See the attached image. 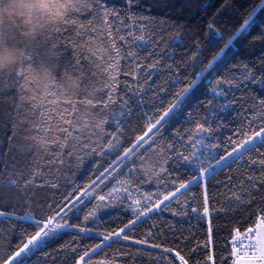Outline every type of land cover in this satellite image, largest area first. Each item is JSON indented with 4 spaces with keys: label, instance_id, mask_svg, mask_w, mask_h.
<instances>
[{
    "label": "trees",
    "instance_id": "1",
    "mask_svg": "<svg viewBox=\"0 0 264 264\" xmlns=\"http://www.w3.org/2000/svg\"><path fill=\"white\" fill-rule=\"evenodd\" d=\"M262 2L264 0H138L135 4H128L126 0H105L103 7L109 11L115 10L120 15L122 31H132L134 35L139 31L145 33L150 47L136 50L141 57L139 62L145 65L158 62L162 65L158 69H150L153 74L147 77L136 76L133 79V75H125L123 72L118 77V99L109 108L118 112L119 97L123 96L124 99H129L135 112L119 137L124 144H129L134 136L143 132L145 114L158 117L174 102L177 93H182L189 85H194L189 96L176 116L165 125L161 136L156 138L161 146L173 145L171 153L164 149L165 156L172 155L176 159V152L190 157L195 152L204 160L208 156L219 154L225 146L230 147L228 138L234 133L243 134L250 127L257 130L264 127V120H261L264 106L259 105V101L264 99ZM73 15L86 28L80 29L75 24L61 25L60 31L52 32L47 39L44 36L40 40L38 62L45 68L50 65L54 67L52 75L58 80L65 74V70L75 79L81 75L78 70L82 69L83 78L88 81L90 68L93 74L96 72L92 65V60L96 59L93 53L100 52L96 33L91 30L92 24L97 21L91 12H77ZM250 15L253 16L254 23L250 22V27L225 47ZM114 19L109 17L115 37V29L121 28V24L113 23ZM81 32L84 34L80 35ZM117 47H121L123 51L124 41H117ZM86 57H91V60ZM213 60L216 63L208 68ZM126 62L124 59L119 61L121 66ZM133 67L135 65L129 64L130 69ZM139 71L144 72L145 69L140 68ZM246 71L256 79L247 80L244 77ZM90 82L95 83V80ZM138 83L144 86L145 92L144 103L139 107L133 95ZM42 85V79L38 75L33 76L30 84L25 83L24 89L18 84L14 71L11 75H0V211L8 217H0V264L22 243V235L36 231L32 221L16 217H26L29 213L40 218L52 215L62 205L65 197L75 195L74 189L78 185L87 184L108 163L106 156L90 154L84 157L82 164L77 165L75 160L67 156V148L64 149L62 165L48 164L46 161L51 156L47 154L34 156V149L29 146L30 140L25 131L32 122L33 113L27 102H22L20 98L23 95L39 100ZM129 88L132 91H128ZM214 89L223 94H214ZM100 107L102 105L95 111ZM100 115L108 119L104 128L111 132V117L107 112H101ZM201 124L213 130L211 137L204 140L203 145L195 144L199 137L188 135L189 132L195 135L196 127ZM108 138L104 136L105 140ZM208 144L218 147H204ZM148 157L151 161L158 159L155 153H149ZM252 159L259 161L260 153L254 151L244 161L233 164L230 169L216 171L219 175L215 180L209 177L206 193L208 217H203L202 212L204 188L193 185L192 191L181 203H187L189 209L196 207L198 213L187 211L186 214L173 215L172 211L158 212L153 218H142L137 222L130 235L135 239H147L150 243L162 245L159 249L117 240L116 237L105 241L103 234L118 231L133 218L130 210L125 211L133 201L130 198L113 200L111 206L97 210L96 218H89L85 223L84 214L90 208H96V201L89 198L82 204L78 202L79 207L65 219L70 225L91 228V233L79 232L75 228L61 231L46 242L43 250H36L31 264H74L85 251L91 253L86 261L90 259L95 264H168L169 260L171 264H181L175 252L165 253L163 247L180 251L188 264H204L206 253L213 256L215 264H221V257L224 258L223 264H233L235 258L231 249L237 231L245 233L255 228L261 221V216H264V174L261 172L264 166L259 163L251 164ZM93 161L99 167L93 166ZM137 163L140 164L139 161ZM242 164L245 166L241 167ZM34 165L39 169L34 179L35 186L5 187L12 180L18 183L27 180L35 170ZM57 167L62 170L49 171L50 168ZM90 167L91 171L88 172ZM167 167L173 177L178 176L182 181L192 177L196 171L188 165H174L171 160ZM120 171L123 172L124 169ZM119 175L120 172L115 173L110 180L95 189L97 193L106 196V200L100 203H108L109 186H115V176ZM249 175L257 185L256 190L249 191ZM161 176L166 174L162 173ZM124 178L129 179L132 185L129 191L132 196L141 199V205L144 203L142 194L163 191L169 186L166 181L158 184L159 177L150 176L139 169L135 174L126 173ZM48 181H55L58 186L49 187ZM117 195L127 197L123 190ZM236 196H241L244 200H236ZM172 209L178 213L182 211L180 205L174 204ZM97 244L102 247L92 252Z\"/></svg>",
    "mask_w": 264,
    "mask_h": 264
},
{
    "label": "snow or ice",
    "instance_id": "2",
    "mask_svg": "<svg viewBox=\"0 0 264 264\" xmlns=\"http://www.w3.org/2000/svg\"><path fill=\"white\" fill-rule=\"evenodd\" d=\"M105 0H73L71 5H65L60 3L55 11L49 10V14L52 18L58 19L59 22L55 23L45 33V38L51 35L54 31H60L61 25L75 24L78 28L84 29L86 25L80 24L73 15L77 12H91L93 18L97 21L96 24H92L91 30L96 33V42L100 48L99 54L93 53L96 56L95 60H92V65L95 66L96 72L93 74L91 68L89 72V79L85 81L83 78V70L79 69L81 73L75 79L73 76L65 74L58 80L52 75L55 70L51 65L49 68H45L38 62L40 55L39 47L41 41L37 43L32 51L30 60L14 70L17 77V82L21 89H24L25 83L30 84L33 76H40L43 83L42 95L39 100L36 97H25L21 95V101L27 102L28 108L32 111V122L28 125L25 131L28 133V139L30 140V147L34 149V156L40 157L45 154L50 155L51 158L46 161L50 165H62L64 163L65 152L67 148V156L75 160L77 165L82 164L84 157L90 154H96L98 156H106L108 163L107 166L101 168L99 172L91 178L85 185H78L75 189V195L65 197L64 202L59 209L52 215L47 217H36L34 214L29 213L26 217H16L17 219H24L32 221V226L36 229L32 234L22 235V243L12 253V255L4 260L2 264H31V258L37 249L43 250L46 246V242L54 235L69 228H75L79 232L91 233V228H86L77 224H69L65 219L69 213L73 212L79 207V204L84 203V200L92 198L96 201V208H90L87 213L84 214V221L87 223L89 218L95 219L96 212L104 207L111 206V202L116 199L130 198L133 204L128 205L125 211H131L133 218L124 224L118 231L109 232L103 234L105 241H111L113 237L117 240L131 241L133 244L147 245L152 248H161L162 245L150 243L147 239H135L130 233L134 231V226L138 221L153 218L155 214L165 211H172L173 215L186 214L187 211L192 213H198L196 207L188 208L187 203L182 204L183 198L187 197L192 191V185L202 186L205 191L204 206L202 208L203 217L209 216V209L207 207V185L209 183V177L215 180L219 175L215 170L217 168L221 170L230 169L233 164L239 161H244L245 157L252 152L260 153V159H252L251 164H257L264 166V127L259 129L249 128L247 132L241 134L239 132L234 133L233 136L228 138V145L225 146L219 154H214L206 157L204 160L200 159L195 152L191 157L185 155L182 152H176V159L172 155H164V149H167L170 153L173 150L172 144L160 145V142L156 139L157 136H161L162 130L173 117L176 116L180 106L184 104L186 98L190 94V90L194 85H189L182 90V93H177L176 99L161 114L156 116L146 115V124L142 133L134 136L129 144H124L123 140L119 138L124 132L127 126L128 119L135 114L132 105L129 103V99H124L123 96L119 97L120 104L118 106V112L116 109H110L109 105L116 104L118 99L116 93L120 80L118 79L121 72L123 74L133 75V79L136 76L147 77L152 75L150 69H158L162 67L159 63H149L147 65L140 63L141 57L137 55V51L140 48H148V40L145 38V33L139 31L135 34L132 31H122V20L119 14L115 10L109 11L108 8L103 7ZM128 4H135L138 0H126ZM47 8V5H45ZM65 9L61 12L60 9ZM260 9H264V2L260 5ZM255 15V13L253 14ZM109 17H114L113 23L121 24V28L115 29V37L113 35V29L109 23ZM250 22L254 23L253 16L250 15L244 22V26L235 35L228 40L225 47L230 45L233 40L244 33L249 27ZM83 35L84 33H79ZM132 37V39H127ZM117 41H124L125 47L123 51L121 47H117ZM155 41H153L154 43ZM11 46L7 38H0V50ZM163 45H161L162 47ZM91 51V49H89ZM91 60V57H86ZM121 59L127 62L124 65H120ZM216 59H219L217 57ZM35 63V68L33 64ZM78 63V61H77ZM216 60H213L208 64V68H212ZM129 64L135 65L133 68H129ZM144 68V72H140L139 69ZM51 69V70H50ZM11 75V72L8 73ZM203 75V74H201ZM244 77L247 80H255L256 77L246 71ZM95 80V83L90 81ZM146 82V81H145ZM264 83V81H262ZM132 91V89H127ZM214 94L217 90H213ZM102 93V94H101ZM136 97L135 103L137 107L144 103L143 96L145 95L144 86L138 83L137 88L133 92ZM52 97V99H48ZM68 105L70 107H65ZM98 111H95L98 106H101ZM259 105L264 106V99L259 101ZM21 111H23V104L21 105ZM101 112H107L111 117L113 130L111 132L104 128V125L109 121L107 118L100 115ZM55 113V115H53ZM171 114V115H170ZM255 115V113H253ZM261 120H264V115L261 116ZM251 124V121H248ZM212 128L205 127L204 125H198L195 129V135L189 132L190 137H199L196 139L195 144L203 145L204 140L208 139L212 135ZM104 136L109 137L107 140ZM192 143V140L188 141ZM195 144L193 147H195ZM54 146V147H53ZM206 148L218 147V145H204ZM199 151V149H197ZM149 153H155L158 159L151 161L148 157ZM148 158V159H146ZM172 161L174 165L180 164L181 167L188 165L191 168H195L196 171L192 177L186 178V180H180L178 176L173 177L169 171L167 164ZM140 162L138 164L137 162ZM214 161V163H213ZM181 162H183L181 164ZM93 166L99 167L95 161ZM245 165H241L244 167ZM158 168V171L156 170ZM34 171L29 178L22 183H18L16 180H12L10 185L15 187H26L27 185H33L35 176L38 175L39 169L34 165ZM124 169L123 172L120 170ZM141 170L148 175H155L159 177L157 183L167 182L169 185L163 191H157L152 194H142L143 205H141V199L137 196H132L129 191L131 183L128 178H124L125 174H135L137 170ZM60 168H50L49 171H61ZM91 171V167L88 172ZM120 172L119 176H115V186H109L110 191L107 193L108 203H100L106 200V196L99 194L95 189L104 184L105 181L110 180L115 173ZM262 174H264V167L261 168ZM164 173L166 176H161ZM87 176V172L85 173ZM250 182V189L256 190L257 185L253 181L251 175L248 176ZM150 182V181H149ZM49 187H57L58 184L55 181H48ZM123 190L127 193V197H120L117 194ZM243 191V189H242ZM236 200L243 201L244 198L236 196ZM194 200V198H193ZM79 202V204H78ZM180 205L181 212L178 213L172 209V205ZM133 205H136L135 207ZM152 214V215H150ZM0 217H5L6 214L0 211ZM210 224V221H209ZM261 224L264 225V216H261ZM209 232L211 228L209 227ZM237 236L239 232L237 231ZM151 235V233H149ZM102 245L97 244L92 248V252H96ZM75 251V249H72ZM165 253L175 252V255L179 258L181 264H188V260L185 259L180 251H176L172 247H163ZM236 252V249H231ZM91 255L90 252L85 251L79 255L78 260L74 261V264H95L92 260H87L86 257ZM206 259L204 264H215V260L212 255L205 254ZM240 253L236 252V260L233 264H264V235L258 238L257 246L254 253L243 257V261L240 259ZM223 257H221V264H223ZM171 264V261H168Z\"/></svg>",
    "mask_w": 264,
    "mask_h": 264
},
{
    "label": "clouds",
    "instance_id": "3",
    "mask_svg": "<svg viewBox=\"0 0 264 264\" xmlns=\"http://www.w3.org/2000/svg\"><path fill=\"white\" fill-rule=\"evenodd\" d=\"M60 3L67 6L73 0H0V38L6 36L11 45L0 50V75H7L30 60L46 31L59 22L49 10L55 11Z\"/></svg>",
    "mask_w": 264,
    "mask_h": 264
},
{
    "label": "rangeland",
    "instance_id": "4",
    "mask_svg": "<svg viewBox=\"0 0 264 264\" xmlns=\"http://www.w3.org/2000/svg\"><path fill=\"white\" fill-rule=\"evenodd\" d=\"M218 170L220 169L217 168L215 171ZM262 235H264V225L261 224V221L255 228L245 233H239L238 236L237 234L235 235V238L232 241V249H236V252H239L241 254V261H243L244 256L254 253L257 246V240ZM236 252H233L235 258L234 261L237 258ZM13 264H15V262H13Z\"/></svg>",
    "mask_w": 264,
    "mask_h": 264
}]
</instances>
